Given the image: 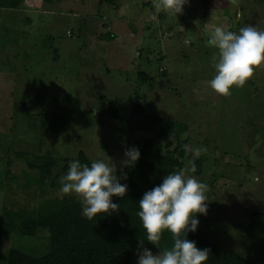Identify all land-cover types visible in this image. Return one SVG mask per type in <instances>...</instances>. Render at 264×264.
I'll return each instance as SVG.
<instances>
[{
    "label": "rangeland",
    "instance_id": "1",
    "mask_svg": "<svg viewBox=\"0 0 264 264\" xmlns=\"http://www.w3.org/2000/svg\"><path fill=\"white\" fill-rule=\"evenodd\" d=\"M129 1L123 15L97 0L0 7V226L5 208L34 209L63 196L49 183L29 184L26 174H38L29 164L35 156L52 151L57 171L80 151L123 168L125 147L139 148L145 138L177 156V139L162 134L176 120L187 124L181 138L194 149L186 174L205 185L200 226L220 246L246 254L249 238L240 225L251 210H264V64L242 87L220 95L209 83L219 54L208 39L229 22L234 31L264 29V0H229L231 21L220 8L204 16L205 0H190L178 16L152 15L143 8L149 0ZM69 95L78 98L79 112L62 129L47 130L48 116L66 111ZM196 158L200 176L189 170ZM31 239L0 231V264L11 247ZM38 246L45 250L42 238Z\"/></svg>",
    "mask_w": 264,
    "mask_h": 264
},
{
    "label": "trees",
    "instance_id": "2",
    "mask_svg": "<svg viewBox=\"0 0 264 264\" xmlns=\"http://www.w3.org/2000/svg\"><path fill=\"white\" fill-rule=\"evenodd\" d=\"M22 1L0 0V7L18 8ZM116 2L117 0H100V3ZM68 101L66 111L54 112L48 116L45 123L47 130L62 129L79 112L78 98L69 95ZM187 128V124L176 120H169L163 126V135H172L177 139V156L173 152L163 153L162 144L158 140L145 138L139 147L140 159L135 165L116 168L115 174L118 178L122 177L120 182L127 185L124 197L112 198L113 202L120 205L117 212L98 214L93 219H88L82 215L81 204L75 194L44 198L34 209L5 208L0 231L8 234L17 231L19 238L27 240L28 237L35 238L19 247H11L7 264H136L138 250L142 247L158 253L156 245L145 240L146 233L137 215L138 201L146 191L161 183L168 173L184 169L185 159L193 157V145L181 138ZM185 145L191 151H186ZM72 160L89 165L92 162L83 151ZM58 162L52 151L35 156L29 164L38 170V174H26L29 184L49 183L51 187L60 189V178L66 173L69 163L57 171ZM194 163L196 172L193 174L200 176L203 173L202 160L196 158ZM200 216L201 214L198 215L199 221ZM240 226L244 227L249 238L246 254L220 246L210 239L200 223L195 232L188 233V238L196 241L199 248L209 250L205 264H264V210H251L247 224ZM39 230H46L45 236L39 237ZM41 238L45 250L38 252ZM172 243L171 233L165 231L159 242L160 249L170 248Z\"/></svg>",
    "mask_w": 264,
    "mask_h": 264
},
{
    "label": "clouds",
    "instance_id": "3",
    "mask_svg": "<svg viewBox=\"0 0 264 264\" xmlns=\"http://www.w3.org/2000/svg\"><path fill=\"white\" fill-rule=\"evenodd\" d=\"M190 0H156L154 7L167 14H182ZM239 15V14H238ZM210 46L218 49L215 75L210 87L218 94L227 96L233 86L242 87L252 77L254 66L264 64V29L247 25L238 31L217 26L208 39ZM215 60V58H214ZM186 151H191L185 145ZM206 149H196L199 154ZM138 147H125L123 165L132 167L140 159ZM190 172L196 165L190 162ZM116 167L103 159L82 164L79 160L69 163L60 178V191L75 194L81 204L82 215L93 219L98 214L117 212L119 206L113 196L124 197L127 185L115 174ZM126 178V176L124 177ZM205 185L185 169L168 173L162 182L146 191L139 199L138 217L142 222L147 241L156 245L158 254L148 247L138 250L136 264H205L209 250L201 249L196 241L188 238L200 223L199 214H206ZM165 231L171 233L172 246L160 249L159 242ZM143 244V240H141Z\"/></svg>",
    "mask_w": 264,
    "mask_h": 264
},
{
    "label": "crops",
    "instance_id": "4",
    "mask_svg": "<svg viewBox=\"0 0 264 264\" xmlns=\"http://www.w3.org/2000/svg\"><path fill=\"white\" fill-rule=\"evenodd\" d=\"M40 0H36V2H38ZM42 1H48V0H42ZM125 0H117L116 4H109V3H100V0H97V2L101 5V4H108L112 7H114V11L116 12V14L118 15H123L124 13H126V11L128 10V8L131 7V2L129 0H126L128 6L127 7H120V5L124 2ZM229 0H205V8H204V16H214V9H219L221 10V12H225L226 16H228V19L231 21V11H230V4L228 2ZM25 4V0L22 1V3L20 4V6H24ZM147 4V6L149 7V12L152 13V15H155L156 13H159L161 10L157 9L156 7H154V2L153 0H149L148 2H144L143 3V8H144V5ZM3 8V7H1ZM19 8V7H18ZM14 9H17V8H14ZM145 9V8H144ZM242 7L240 9V12L242 13ZM219 10V11H220ZM239 10V8H238ZM146 11V10H145ZM241 13L237 12L236 16H242ZM239 14V15H238ZM208 19V18H206ZM239 19V18H237ZM240 25V23H239ZM241 26V25H240ZM228 30H233L234 31V28H231L230 26V22H229V25H228ZM236 32V31H234Z\"/></svg>",
    "mask_w": 264,
    "mask_h": 264
}]
</instances>
